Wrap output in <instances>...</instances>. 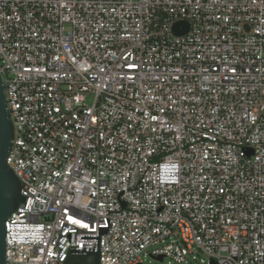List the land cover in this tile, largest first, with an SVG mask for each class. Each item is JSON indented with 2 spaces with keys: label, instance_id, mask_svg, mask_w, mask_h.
Returning a JSON list of instances; mask_svg holds the SVG:
<instances>
[{
  "label": "built area",
  "instance_id": "1",
  "mask_svg": "<svg viewBox=\"0 0 264 264\" xmlns=\"http://www.w3.org/2000/svg\"><path fill=\"white\" fill-rule=\"evenodd\" d=\"M0 76L6 264H264V0H0Z\"/></svg>",
  "mask_w": 264,
  "mask_h": 264
},
{
  "label": "water",
  "instance_id": "2",
  "mask_svg": "<svg viewBox=\"0 0 264 264\" xmlns=\"http://www.w3.org/2000/svg\"><path fill=\"white\" fill-rule=\"evenodd\" d=\"M179 26L186 27V24H178L174 27L176 34H183L184 31H178ZM12 139V128L10 118L6 108L4 86L0 76V264H6L5 260V223L16 209L19 202H24L25 197L20 196V183L13 172L6 164V158L10 150ZM98 228V236H80V241H96L94 248H74L69 249V254L78 255L71 259L67 264H100V235L108 234L110 228ZM80 254H85L84 259H80ZM162 262L163 258L155 259ZM57 264V262H56Z\"/></svg>",
  "mask_w": 264,
  "mask_h": 264
},
{
  "label": "rangeland",
  "instance_id": "3",
  "mask_svg": "<svg viewBox=\"0 0 264 264\" xmlns=\"http://www.w3.org/2000/svg\"><path fill=\"white\" fill-rule=\"evenodd\" d=\"M143 264H177V263H175L171 259H165L163 262H158L153 260L152 258H145ZM190 264H199V261Z\"/></svg>",
  "mask_w": 264,
  "mask_h": 264
},
{
  "label": "trees",
  "instance_id": "4",
  "mask_svg": "<svg viewBox=\"0 0 264 264\" xmlns=\"http://www.w3.org/2000/svg\"><path fill=\"white\" fill-rule=\"evenodd\" d=\"M75 258H76V257H74V258H71V259H75ZM71 259H70V260H71ZM80 259H84V257H80ZM70 260H69V261H70Z\"/></svg>",
  "mask_w": 264,
  "mask_h": 264
},
{
  "label": "snow or ice",
  "instance_id": "5",
  "mask_svg": "<svg viewBox=\"0 0 264 264\" xmlns=\"http://www.w3.org/2000/svg\"><path fill=\"white\" fill-rule=\"evenodd\" d=\"M73 222L75 223L76 221H73ZM82 226L86 227V225H82Z\"/></svg>",
  "mask_w": 264,
  "mask_h": 264
}]
</instances>
